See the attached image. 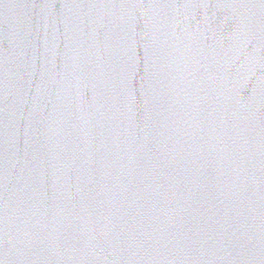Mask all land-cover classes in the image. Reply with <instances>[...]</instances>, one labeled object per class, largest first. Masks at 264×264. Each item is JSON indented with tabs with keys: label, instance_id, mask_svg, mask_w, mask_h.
I'll return each instance as SVG.
<instances>
[{
	"label": "water",
	"instance_id": "water-1",
	"mask_svg": "<svg viewBox=\"0 0 264 264\" xmlns=\"http://www.w3.org/2000/svg\"><path fill=\"white\" fill-rule=\"evenodd\" d=\"M0 264H264V0H0Z\"/></svg>",
	"mask_w": 264,
	"mask_h": 264
}]
</instances>
